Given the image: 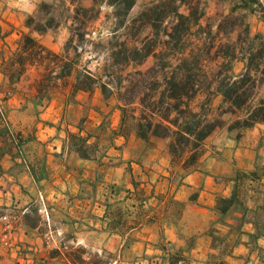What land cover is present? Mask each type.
<instances>
[{"label":"crops","instance_id":"1","mask_svg":"<svg viewBox=\"0 0 264 264\" xmlns=\"http://www.w3.org/2000/svg\"><path fill=\"white\" fill-rule=\"evenodd\" d=\"M52 2L0 0V264H264V122L229 130L241 114H224L179 173L167 139L125 134L120 104L98 87L73 93L75 73L47 95L45 63L10 81L22 36L63 52L68 36L25 23Z\"/></svg>","mask_w":264,"mask_h":264},{"label":"trees","instance_id":"2","mask_svg":"<svg viewBox=\"0 0 264 264\" xmlns=\"http://www.w3.org/2000/svg\"><path fill=\"white\" fill-rule=\"evenodd\" d=\"M135 1L107 0L106 4L111 6L116 14L123 11L126 15ZM241 1L247 9L254 4L258 5L264 13V7L259 0ZM40 5L47 6V3ZM181 6L186 8L187 14L179 12ZM197 7L193 0H164L158 3L144 15L150 14L153 23L155 21L162 23L170 17L175 22L165 32L167 39L164 42L163 50L155 52V50L146 48L145 45L127 50L123 43L112 58L115 65L118 63L119 57H123L122 59L126 61L127 53L131 56V61L137 65L142 64L148 57H153L161 62L157 69V72L160 73V80L153 88L155 94L139 98L135 109L137 114L132 113L130 124L126 123V114L129 112L127 108L134 105V102L121 98V127L125 134H133L145 144L151 137L167 139V150L173 163L184 159L182 169L185 171L196 166L203 141L216 128L223 125L220 120L212 117L209 100L201 102L196 109L191 106L192 101L203 89L209 94L212 91V96L221 97L218 106L221 115L241 114L240 118L229 125V130L250 129L256 124L264 122V101L255 96L258 84L264 81V35L261 33L252 35L249 24L244 23L241 30L244 40L240 45L236 42L227 44L223 57L218 54L219 50L214 52L216 59L222 58V61H226L224 72L209 73L202 68L199 54L188 50L186 43L189 32L193 26L198 25L201 16L198 14ZM80 10L88 11L80 8L76 13H79ZM232 16L233 10L231 9L225 16L231 26L230 32L235 31L236 19ZM25 23L31 32L38 35L53 28L51 18L36 21L34 17H28ZM78 37L82 39V35H78ZM72 39L70 37L67 43L72 42ZM210 53L211 50H208L207 55ZM14 57L3 70L10 81H17L20 78L25 72L27 63H45L44 73L39 82V90L43 95L48 94L57 80L70 77L73 73V64L69 60L49 51L29 34L20 39ZM75 57H78V54ZM49 58L51 60L45 62ZM239 62L243 63V68L236 73L234 65ZM14 65H16L15 68ZM152 70L154 69L150 68L147 72ZM145 73L139 72V75L143 76ZM97 87L101 89L105 98L108 97L110 91L107 90V83L101 82L88 71H76L73 93L77 91L91 92ZM72 140L81 157L90 156L91 152H86L81 149V146H78L84 144V138H72ZM171 261L176 263L179 259L173 258Z\"/></svg>","mask_w":264,"mask_h":264},{"label":"rangeland","instance_id":"3","mask_svg":"<svg viewBox=\"0 0 264 264\" xmlns=\"http://www.w3.org/2000/svg\"><path fill=\"white\" fill-rule=\"evenodd\" d=\"M106 1L53 0L52 3H47V6L39 4L34 18L36 21L51 18L53 20L52 30L56 31L61 39L66 36H68L67 40L70 37L73 38L70 43L65 41L63 52L60 54L63 59H67L73 64V73L78 70L88 71L101 82L107 83V90L110 91V94L106 98H112L118 104H121V98L134 102V105L127 108L129 112L126 114V123L130 124L132 113L137 114L135 109L139 98L155 94L153 88L160 80V73L157 72V69L161 62L153 57H148L142 64L137 65L131 61V56L127 53V60L124 61L123 57H119V61L115 65L112 59L113 55L119 51L120 45L123 43L127 50L145 45L146 48L160 52L167 39L165 32L175 22L170 17L162 23L158 21L153 23L150 14L144 15L150 8L164 0H136L126 15L123 11L116 14L114 9L106 4ZM259 1L264 7V0ZM193 2L198 6L197 11L201 16L198 25L193 26L187 36V48L199 54L202 68L209 73L224 72L226 61H222V58L216 59L214 52L219 50L218 54L223 57L227 44L236 42L240 45L244 40V35L241 33L244 23L249 24L252 35L256 33L264 35V13L258 5L253 4L247 9L241 0H193ZM80 8L88 11L80 10L79 13H76ZM231 9L233 10L232 18L236 19L233 32H230L231 26L225 19ZM179 12L187 14L184 6L179 7ZM218 26L220 27L218 28ZM78 35H82V39ZM208 50H211L210 55H207ZM76 54L78 57H75ZM50 60L51 58L45 62ZM150 68L154 70L147 72ZM238 70L239 67L234 65V71L237 73ZM139 72L146 73L141 76ZM262 83L258 84L255 90L257 99H260L259 89ZM206 100H209L212 117L224 124L225 121L222 119L224 114L221 115L218 110L221 99L219 96H212V91L209 94L203 89L192 101L191 106L196 109L201 102ZM183 160L174 163L179 173L185 172L182 169ZM4 242H8L7 238L4 239ZM82 253V249H77L76 259ZM116 261L117 264H133ZM106 263V259L92 258L81 264ZM112 263L113 261L109 262V264Z\"/></svg>","mask_w":264,"mask_h":264},{"label":"built area","instance_id":"4","mask_svg":"<svg viewBox=\"0 0 264 264\" xmlns=\"http://www.w3.org/2000/svg\"><path fill=\"white\" fill-rule=\"evenodd\" d=\"M39 199H40V201H41V202H43V198H42V196H40V197H39ZM112 264H117V261H116V260H115V261H113V263H112Z\"/></svg>","mask_w":264,"mask_h":264},{"label":"bare ground","instance_id":"5","mask_svg":"<svg viewBox=\"0 0 264 264\" xmlns=\"http://www.w3.org/2000/svg\"><path fill=\"white\" fill-rule=\"evenodd\" d=\"M263 2V1H262Z\"/></svg>","mask_w":264,"mask_h":264}]
</instances>
